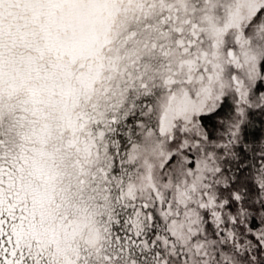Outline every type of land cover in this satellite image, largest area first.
I'll return each instance as SVG.
<instances>
[{"label": "snow or ice", "instance_id": "snow-or-ice-1", "mask_svg": "<svg viewBox=\"0 0 264 264\" xmlns=\"http://www.w3.org/2000/svg\"><path fill=\"white\" fill-rule=\"evenodd\" d=\"M0 264H264V0H0Z\"/></svg>", "mask_w": 264, "mask_h": 264}]
</instances>
